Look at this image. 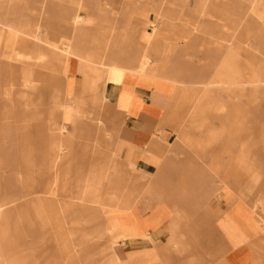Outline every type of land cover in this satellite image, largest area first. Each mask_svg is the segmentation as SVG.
<instances>
[{
    "label": "rangeland",
    "instance_id": "1",
    "mask_svg": "<svg viewBox=\"0 0 264 264\" xmlns=\"http://www.w3.org/2000/svg\"><path fill=\"white\" fill-rule=\"evenodd\" d=\"M17 1L20 0H0L3 12L8 14L5 17L6 21L15 22L16 19H19L24 22L23 29L26 28V23H39L40 30L45 32L50 40H58L61 33L68 32L63 12L75 13L77 11L76 0H24L27 2L25 5L16 4ZM46 1L50 3L46 4L48 13L41 14L39 11L35 12L36 14L32 13V9L42 7ZM83 1L86 3L98 2V5L94 4L93 6L101 10L95 14L98 17H94L88 25L83 27L86 32L87 45L94 47L98 40L101 41L103 37V39H107L108 34L102 33L99 25L107 26L109 24L116 25L117 29L124 25H137L138 30L135 32V37L139 42L138 35L145 24L143 14L147 13L150 24L149 32H146V39L153 28L152 24H156L155 28L158 30L153 39L151 51L153 62L161 57L162 52L168 48L169 39H171L173 42V50L170 55L171 66L180 67L181 73L188 74L189 81L198 82L208 79L211 89L215 90L217 94L215 99L205 101L208 108L198 118L199 121L204 122V126L190 129L192 136L204 138L207 137L209 131H216L221 136V140L214 144L204 143L195 146L183 139L181 130H188L191 121V102L179 107L175 113L181 117L180 124H182L178 125L179 131L176 137V142L183 148L179 156L186 159V164L183 167H177L178 170H174V172L197 174L200 181L168 182L169 186L172 185L175 188L172 193L175 196L172 200L181 204L182 197L177 198V193L186 195V191L189 190L191 192H188L187 195L190 196L194 191L203 192L208 189L214 190L213 196L217 200L224 192L222 190L225 186L223 173L229 170L231 184L237 191L242 190L245 194L241 198L250 206L257 203V211L264 217V205L260 203L264 199V69L261 65L264 55L259 48L257 40L259 35L242 42L246 35L247 24L252 28L258 27L262 25V20L256 18L254 14L246 15L244 0H208L212 7L215 6L218 9L215 17L197 13L195 10L197 0H185L183 6L180 5L179 0H124L123 2L114 0L109 5H104L103 2L106 0ZM252 5L253 0H249L248 7L251 8ZM220 8L227 10V17H221ZM260 8L264 10V1ZM78 13L88 16L90 12L82 8ZM164 17H168V21ZM191 24H201L202 31L191 33ZM97 25L98 27H96ZM225 28L228 31L237 29L231 35L229 42L219 45L221 37L225 34ZM168 32L169 38L164 35ZM184 33H189V38H184ZM261 38V44L264 45V32H262ZM64 41L67 40L64 39ZM31 42H33V47L26 49L28 56L22 65L24 73L27 72V66L32 63V60L37 63L35 67L39 68L40 74L50 71L45 68L48 64L44 65V59L40 60V57L46 54L43 44ZM137 45L143 46L140 42ZM0 51H6L4 43L0 45ZM8 61L17 62L11 58H8ZM58 77L60 76L58 75ZM22 87L24 88V85ZM13 88L16 87L5 88L10 100L11 116L6 117L0 110V153H2L0 154V200L4 199L6 195L8 198H12V195L17 194L20 195V198H17L16 202L23 209L27 208L25 200L33 197V194L26 191L27 189L23 186L25 182L21 179H26L29 175L41 179L32 181L34 184L32 193L40 195V198H43L53 208L60 206L63 213L56 214L57 217L61 216L62 220L55 218L47 224L40 220H32L25 213L22 218L13 213L8 223H0L3 247H8L9 250H12L11 254H15L17 257L23 256L24 264H26L30 263L33 254L40 262L44 258L50 257L59 259L63 254L58 251L64 250L66 247L77 248L79 244L85 260L96 259L100 264H106L110 256V251L107 249L109 239L100 235L103 230L104 217L100 216L98 209L88 207L85 212L86 207L78 199L83 198L84 194H86V199H90L94 193L103 195L106 199L107 195L113 192L115 199H118L120 203L143 201L146 199L143 196L160 190V183L153 181V176L148 178L136 176V181H126L128 177L132 179L134 176L127 171L117 178L111 165L114 156L111 150V141L106 140L105 134L94 133V126L99 123L91 118L86 119L89 131L87 144L79 143V139H76L72 145L70 161L65 162L66 159H63L50 170L44 169L42 166H17L15 164L16 137L19 138L20 146H26L31 141L33 122L38 124L39 120L42 121V119L32 118V110L52 109V102L40 99H46L48 96L51 99L53 94L47 95V86L40 85L38 92L35 91L37 93L36 102L33 103L30 97H25L23 94L20 97L25 101H14L11 96ZM184 88L186 87L184 86ZM201 89L199 92L202 91ZM61 96L66 98L64 89ZM217 104L226 105L225 110L217 109L215 107ZM54 115L55 118H51V120H54V125L59 126L63 122L61 110L57 108ZM239 116H242L244 122L240 125H233ZM63 119L65 120V118ZM17 129L20 131L18 134H16ZM97 140L100 146L96 147ZM242 141L247 143L250 154L246 161H248L251 171L247 175H241L243 171L238 167L230 169L228 158L229 152L232 154L240 152ZM5 146L8 149L2 150L1 148ZM214 155H219V159L218 156H215V160ZM5 156L8 158H4ZM218 161L221 164L220 171L216 170L214 164ZM231 167L233 166L231 165ZM33 168L37 171H34V175L32 174ZM104 169L107 170V175L104 180L98 181L97 177ZM38 170L45 171L39 173ZM57 173L60 181L54 195L51 192L54 187L52 179ZM239 177L242 179H236ZM87 179L96 184L99 182L96 185V192H84ZM144 179L148 181H144ZM151 201H159V198H153ZM110 216L111 214H106L108 221H111ZM11 254L8 256H12ZM62 259V264H66L65 256Z\"/></svg>",
    "mask_w": 264,
    "mask_h": 264
},
{
    "label": "crops",
    "instance_id": "2",
    "mask_svg": "<svg viewBox=\"0 0 264 264\" xmlns=\"http://www.w3.org/2000/svg\"><path fill=\"white\" fill-rule=\"evenodd\" d=\"M112 1L114 0H106L103 3L109 5ZM17 2L16 4H27L24 0ZM78 3L90 13L88 16L83 15L79 21L73 17L76 12L69 13L71 17L63 15L64 23L68 27L67 33H61L58 40H50L41 30L39 40H31L43 44L46 54L40 60L44 59V65L48 64L45 68L50 71L40 74L39 68L35 67L37 63L32 60L27 66V72L31 71V80L37 84L36 92L43 85L47 86V95L59 91L61 96L64 89L66 98L61 96L60 101L67 103L79 100L86 103L82 109L83 114L74 115V122L64 120L63 114L61 116L67 125L63 134L71 150L66 157L70 156L64 158L65 162L71 159L72 145L76 139H79V143L87 144L89 131L86 119L91 118L99 123L94 126V133L105 134L106 140L111 141L114 155L111 165L119 168L121 174L127 171L135 176L132 179L128 177L126 181H136V176H153L152 180L160 183V190L143 196L145 200L127 201L130 203L128 208L124 207L123 202H118L119 208L109 217L116 226L107 239L117 241L118 255L127 264H264V217L257 211V203L250 206L241 198L245 196L242 190L237 191L234 188L240 197L233 206L228 203L224 193L216 200L213 196L214 190L209 189L203 192L194 191L190 196L187 195L191 192L189 190L186 195L177 193V198L182 197L181 204L172 200L175 188L169 186L168 182L200 181L197 174L174 172L178 170L177 167L186 164V159L179 156L183 148L176 142V137L178 125L182 124L181 117L175 113L179 107L191 102L192 115L201 97L199 89L184 94V85H162V82L152 80L150 74L131 70L129 62L124 64L125 70L110 66L114 43L121 37L119 29H114V24L99 25V29L108 34V38L98 40L100 43L94 47L87 45L83 27L94 17H98L95 14L101 10L93 6L98 5V2L76 0L75 4ZM46 4L50 3L46 1L42 5ZM1 5L0 3V45L4 43L6 51H0V101L6 100L5 88L10 86L16 87L12 89V100L25 101L20 95L24 93L22 86L25 87V74L28 73H24L22 65L28 56L26 49L33 47V42L25 38L22 32L20 37L9 39L8 24H15L17 33L18 28L24 27V22L19 19L15 22L6 21L8 14L3 12ZM47 9L44 14L48 13ZM143 21L145 23L146 19ZM35 24L39 23L33 22L31 26ZM146 32L149 30L144 24L138 35L143 46H147L152 37L150 31L146 39ZM245 33L243 42L255 37L252 33L249 35L247 30ZM164 35L169 38V32ZM257 40L264 55V45L261 44L260 37ZM67 48H71V52L67 53ZM14 53L17 62H8L9 56ZM36 92L31 91L29 96L33 102ZM40 100L52 102L53 105V98L50 99L49 96ZM32 112L33 119L42 121L39 120L38 124L33 122L31 141L26 146H20L19 138L16 137L15 164L42 166L50 170L55 159L56 126L54 120H51L55 118L54 111L44 109ZM18 133L20 131L17 129L16 134ZM1 149L7 150L8 147ZM32 171L34 175L36 169L33 168ZM38 171L41 173L45 170ZM227 173L223 175L225 187H234L229 170ZM35 180L41 179L32 177V181ZM153 198H159V201L149 206ZM151 222L155 224L151 225ZM108 223V217L103 218V226Z\"/></svg>",
    "mask_w": 264,
    "mask_h": 264
},
{
    "label": "bare ground",
    "instance_id": "3",
    "mask_svg": "<svg viewBox=\"0 0 264 264\" xmlns=\"http://www.w3.org/2000/svg\"><path fill=\"white\" fill-rule=\"evenodd\" d=\"M78 2H80V1H78ZM248 2H249V0H244V4L246 5V9H244L246 11L245 12L246 15L250 16V15L254 14L256 16V18L262 20V25L252 28L249 24H247V26L245 27V31L246 30L250 31L254 36L259 35L260 39L262 40L261 35H262V32H264V10L260 8L261 3H259L258 0H253V5L251 8L248 7ZM179 3L181 6H183L185 3V0H179ZM80 8H82V7L78 3L76 14L73 16V17H76L77 21H79L81 19V17H84L82 14L78 13ZM45 9H46V6L43 5L42 7L34 9L32 11V13L36 14L37 11H39V12H41V14H44ZM195 10L200 15H208L209 17H215L217 15V12H218V9L215 6L212 7L209 4L208 0H197ZM219 11H221L220 12L222 15L221 17H227V13H226L227 10L226 9L220 8ZM134 13H136V12H134ZM63 15H67V17H71V16H69V13L65 12V11L63 12ZM147 17H148L147 13L143 14V19L146 18L145 25L149 26L150 23L148 22L149 20ZM164 19H166L168 21V17H164ZM113 26H114V29L117 28L116 25H113ZM156 26H157L156 24H152V27H153L151 30L152 37L148 40L147 46H141V47H139L137 45L139 42H137V39L135 37V32L138 30V26L137 25H124L123 27H121L119 29V31L121 33V37L119 38V40L117 42L114 43L113 54H111V56H110V60H111L110 66H116L118 68L125 70L126 66L124 64L126 62H129L130 63L129 68H131V70H135L136 72H140L142 74L143 73L150 74L152 80L162 82V85L166 84V83L167 84H173V85H184L186 87L184 89V94H190L194 90L202 88L201 89L202 90L201 91V97H200V100L196 103L194 111L191 115V121H190V125L188 126V130L187 129L183 130V136L182 137L185 141H189L191 144H193L195 146L203 145L204 143H210V144L216 143L217 141L221 140V136L216 131H213V132L209 131L206 138L196 137V136H192V134H190V131H191L190 129L192 127L197 126V127L201 128L204 126V122L199 121L198 118L201 116L200 114L202 112H205L207 110L206 108H208L205 101L206 100L208 101L210 99H215V96L217 97L215 90L210 88V84L208 82V79H202V80H199L198 82L189 81L188 74L185 72L181 73L180 67L171 66L170 55H171V52L173 50V44H172L173 42L171 39H169V42H170L169 46L167 49H165L162 52L161 57L157 61H156V59H154L156 62H153V60L151 58V51L153 49V43H154L153 39L155 37V34L158 31L155 28ZM27 27L25 29H23L21 27L18 28V32L16 33L15 32L16 26L13 23L8 24L7 29H8L9 39L11 40V39H14L15 37H20V34L22 32L24 37L29 39V40H39L40 35H41V30H40L39 24H35L34 26H31V24L29 23ZM225 29H226L225 34L221 37L219 45H225L227 42H229L231 35L233 34V32L237 28H235L233 30H229V31L227 30V28H225ZM190 31H191V33L201 32L202 31V25L201 24H191ZM183 36H184V38L187 39V38H189L190 34L184 33ZM82 43L84 44V42H82ZM99 43L100 42H97L96 44H99ZM66 52L67 53L71 52V48H67ZM156 56H158V55H156ZM9 58H13L14 60H16L15 53L13 55L9 56ZM261 65L264 69V60H262ZM27 73L28 74H25V77L27 78V80H25V87H24V93H23L25 95V97L31 96V91L35 92L36 88H37V84L31 80V71H29ZM39 89L40 88H38V90ZM5 94H6V97H5L6 100L0 101L1 102V104H0L1 109L0 110L2 111V114H5V116L8 117V116H11V114H10V107L11 106H10V102H9L10 100L7 96L6 90H5ZM52 98H53L52 109L54 111L57 108L60 109L62 114L64 115L63 118H65L66 121L71 120L72 122H74V120H76L74 115L79 116V115L83 114L82 109L85 108L86 103L81 102L79 100H73V102L68 101L67 103H64V102L60 101L61 96H60L59 91L53 92ZM30 102H32V101H30ZM34 102H36V101L34 100ZM215 107L217 109H220V110H225L226 105L217 104ZM71 109H74V110H71ZM71 116H72V118H71ZM243 122L244 121L242 119V116H239V118H237L233 122V125H235V126L240 125ZM66 127H67V125L63 122L59 126H56L57 134L55 135V139H54V148H55L54 158L55 159H54V166L53 167H55V165H58L61 161H63V159L68 154H70V152H71L70 146L68 145L67 141L65 140V137L63 134ZM241 143H243V144H241V146H240L241 150L239 153H237V154H232L231 152L228 153V155H229L228 158L230 160L229 164H230V169H234V168L238 167L239 170L243 171V173L241 175H247L251 171V167H249V163H248V161H246V159H248L250 154L248 153L247 143L245 141H242ZM95 145H96V147L100 146V143L96 142ZM215 156H218L217 158L219 159V155H214V159L216 158ZM28 158H30V156H28ZM214 164L216 165V170L220 171V169H221L220 162L218 161ZM231 165L233 167H231ZM112 168H113V171L116 172L117 178L121 177L120 169L115 168V167H112ZM224 173H223V175H224ZM226 173H227V171H226ZM106 175H107V170L104 169L100 172L99 176L97 177L98 178L97 180L98 181L104 180ZM222 177L224 180V176H222ZM52 181H53L54 187L52 188L53 191H51V192H52V194L55 195V193H56L55 190L57 188L56 186H58L59 181H60V177H59L58 173L54 176ZM23 182H25V184H23V186L27 189L26 191L28 193L33 194V197H30L29 199L25 200V205L27 207L25 209H23V207H20L19 203L16 202V199L20 198V195H17V194L12 195L11 196L12 198H8V195H6L4 199L0 200V223L1 224L4 222L8 223V221H9V219L13 213L19 215L20 218L23 217L24 213L28 214V216H29L28 218H30V219L32 218V220H40L42 223H46V224L51 222L55 218L62 220L61 216L57 217L58 215H56V214L63 213L60 206H58V207L56 206L55 208H53V206L50 205L48 202L44 201L43 198H40V195L38 196L37 193H32L31 190H32V188H34V184L32 183V177H30L28 175V177L26 179H24ZM98 184H99V182L96 184L95 182H91L89 179H87L85 187H84V192L85 193L91 192V191L96 192L97 191L96 185H98ZM225 185H226V182H225ZM222 190H224L223 193L225 194V197L227 198L228 203L231 206L235 205L236 202L239 200L240 194L238 192L237 193L235 192L236 190L234 189V187L226 188L224 186L222 188ZM114 195L115 194L112 192L109 195H107L108 198L104 199L103 195L101 196L98 193H94L93 195H91L90 199H86V194H84L83 198L80 197L78 200L84 207H86L84 210L85 212H87L88 207L92 208V209H98L100 216L105 218L106 214H112L113 211L116 212L117 209L119 208V204H118L119 200L115 199ZM22 197H25V195H22ZM136 202H137V200H136ZM154 202H156V201H154ZM154 202H150L149 206H152V204H154ZM260 203L262 205H264V199L262 201H260ZM123 204H124V207H126V208H128L127 205H130V203L127 201L123 202ZM240 204H242V203L240 202ZM154 224H155L154 222H151V225H154ZM115 226H116L115 224H113L111 221H109L108 224L103 226L104 228L102 227L103 230L101 231L100 235H102L104 237L110 236L109 233H111L112 229ZM111 238H112V236H111ZM113 238H114V236H113ZM108 239L109 240H108L107 249L110 251V256H109L106 264H127V261L124 260L123 258H121L117 253V241L112 240L110 238H108ZM78 247H80L79 250H78ZM130 248H132V247H130ZM11 251L12 250H9L8 247H3L2 238L0 236V264H24V257L23 256L17 257V256H15V254H11ZM58 252L60 254L62 253L63 256H65V259L67 260L66 264H100L99 260H96V259L94 260V259L88 258L87 260H85L83 258L82 253H81L82 250H81V246L79 244L77 245V248L76 247H70V248L66 247L64 250L62 249ZM10 254L12 256L9 257L8 255H10ZM63 256L59 257V259H55L52 257L44 258V260H42V262H40L39 259L37 257H35L33 254L32 258L29 257V258H31L30 263H26V264H62ZM27 259H28V257H27ZM89 261H90V263H89Z\"/></svg>",
    "mask_w": 264,
    "mask_h": 264
}]
</instances>
